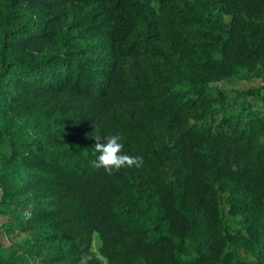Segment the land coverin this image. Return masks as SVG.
I'll return each instance as SVG.
<instances>
[{
  "label": "trees",
  "instance_id": "obj_1",
  "mask_svg": "<svg viewBox=\"0 0 264 264\" xmlns=\"http://www.w3.org/2000/svg\"><path fill=\"white\" fill-rule=\"evenodd\" d=\"M0 216V264H264V0H0Z\"/></svg>",
  "mask_w": 264,
  "mask_h": 264
},
{
  "label": "clouds",
  "instance_id": "obj_2",
  "mask_svg": "<svg viewBox=\"0 0 264 264\" xmlns=\"http://www.w3.org/2000/svg\"><path fill=\"white\" fill-rule=\"evenodd\" d=\"M122 136L119 134H109L106 136L95 135L94 155L96 159L92 161V167L95 169H104L107 174H112L113 170L119 171L122 168H139L143 164L142 156H133L123 154L124 145L121 143ZM106 141V143L102 142ZM109 264L108 258L105 257L98 243V237L93 234L90 246L86 253H83L78 264Z\"/></svg>",
  "mask_w": 264,
  "mask_h": 264
},
{
  "label": "rangeland",
  "instance_id": "obj_3",
  "mask_svg": "<svg viewBox=\"0 0 264 264\" xmlns=\"http://www.w3.org/2000/svg\"><path fill=\"white\" fill-rule=\"evenodd\" d=\"M227 85H228V84H227ZM233 85H234V84H229L228 86H229V87H232ZM241 85H243V84L241 83ZM5 220H6L5 217H1V216H0V242L3 243V244H5V245H7V244L10 243L11 240H10L9 236H8L6 233H4V232L2 231V229H1V225H2V223H3ZM96 236L98 237V243H99V245H100L99 235L96 234ZM23 237H25L24 234H21V235H19L17 238H14V239L17 241V240L22 239Z\"/></svg>",
  "mask_w": 264,
  "mask_h": 264
}]
</instances>
